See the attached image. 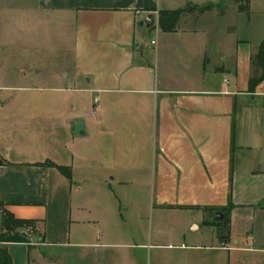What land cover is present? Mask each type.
<instances>
[{
	"label": "crops",
	"instance_id": "obj_1",
	"mask_svg": "<svg viewBox=\"0 0 264 264\" xmlns=\"http://www.w3.org/2000/svg\"><path fill=\"white\" fill-rule=\"evenodd\" d=\"M189 5L217 8L184 14L174 33L159 29L161 11ZM149 14L159 43L138 26ZM263 41L264 0H251L249 14L237 0H0V156L12 164L0 166V202L35 222L22 231L27 243L4 244L12 263L264 264V152L255 161L235 153L237 126L251 115L264 141V81L249 87ZM47 48L43 82L59 93L74 86L89 98L85 114L77 103L8 101L20 89L11 64ZM79 122L92 146L112 130L131 137L115 162L102 154L97 166L140 196L119 201L102 179L83 186L75 171L71 180L59 171L71 165L63 151L76 145ZM230 205L227 233L201 241L199 222L211 227ZM127 238L142 242L125 245L139 254L106 251Z\"/></svg>",
	"mask_w": 264,
	"mask_h": 264
},
{
	"label": "rangeland",
	"instance_id": "obj_2",
	"mask_svg": "<svg viewBox=\"0 0 264 264\" xmlns=\"http://www.w3.org/2000/svg\"><path fill=\"white\" fill-rule=\"evenodd\" d=\"M232 16L231 13L227 15V20L231 21ZM256 33V32H255ZM148 42L151 40H154L159 43L161 40L162 35L161 33L156 29L153 28L150 30L149 35L147 36ZM257 47V46H256ZM48 52L42 51V49H39V51L35 53H32V56L34 59H36V62L33 63V60H31V63H24L20 61L19 63H12L11 68V74L13 77L18 78L16 81L20 89L17 90H11L9 93H7V99L9 102H13L14 104H24L25 102H29L32 104L36 103H61V104H70V103H77L79 105L78 112L79 114H85L83 111V105L84 103H89V98L84 96L83 94H77L74 91V86L69 85L68 86V92L67 93H59L58 86L46 84L43 82V75L48 72V69L52 67V64H47L48 58H50L49 49H46ZM14 54L19 56L22 53L20 51H14ZM37 57V58H36ZM40 57V58H39ZM51 59V58H50ZM40 60V61H39ZM44 60V61H42ZM39 61V62H38ZM46 61V62H45ZM66 65V64H65ZM67 66H69L67 64ZM71 66V64H70ZM23 67V68H22ZM23 70L27 71V74H23ZM9 72H7L8 74ZM1 74V70H0ZM63 85H61L63 88L67 87L63 82ZM27 88V89H26ZM258 107L253 108V111L258 112ZM252 114V112H251ZM252 115L250 117H247V125L244 128H241L240 126H237V140L236 141V149L235 153L236 156L239 159H243L246 161H255L260 159L262 153L264 152V141L261 143V134L258 132L261 130L262 127H258V124L252 120ZM94 118H91L90 121L93 122ZM239 121V120H238ZM80 123V122H79ZM239 122H237L238 124ZM131 137L124 138L123 135H120L117 131H110L109 134L105 137L106 142L104 144H95L93 143V146L90 144V141L87 140V138L78 136L76 137V145L68 147L63 152L68 156V159L71 163L69 167L72 169V171L75 173L74 177L77 183L81 185H86L90 182H95L98 180H103L105 185H107V188H109L110 192L113 196H117L119 201H126V200H132L134 197L140 196V192L137 190H134V187L131 186L130 189H125L120 187L121 180L119 177V174L116 172H109V175H102L101 174V167L97 166L99 162H101V159L98 158L102 154H107V158L105 161H107L108 164H111L112 162H115L116 154L120 150L121 142L125 139L130 140ZM259 140H256V139ZM264 139V136H263ZM120 140V141H119ZM128 145H126L127 148ZM74 152L77 154L76 158L73 160V157H70L71 152ZM72 164H75V169L73 170ZM132 182H138L143 183L147 180V176L145 175H130L127 176ZM137 188V187H136ZM138 189V188H137ZM142 192V199H145ZM200 227L202 228L201 232H198L200 236L201 233H206L205 237L201 239V241H205V243H209L211 240L210 238H215L214 236L221 234L225 235L227 233V225L221 224V225H212L211 227H205L202 224V221L199 222ZM221 223V222H220ZM218 224V223H217ZM173 223L171 224V226ZM178 226L182 227V224L180 222L174 223V227L177 228ZM31 227H29L27 230H30ZM194 227L190 228V231L192 232ZM196 233V232H195ZM156 234V231H154V235ZM211 236V237H210ZM160 237V236H159ZM156 238V237H155ZM154 241H156L154 239ZM122 245H139L142 242L138 240H133L130 238H127L125 240L120 241ZM107 252L118 255V256H135L139 254L137 249H130L125 247L120 248H110L106 249ZM31 264H37L36 260L31 261Z\"/></svg>",
	"mask_w": 264,
	"mask_h": 264
},
{
	"label": "trees",
	"instance_id": "obj_3",
	"mask_svg": "<svg viewBox=\"0 0 264 264\" xmlns=\"http://www.w3.org/2000/svg\"><path fill=\"white\" fill-rule=\"evenodd\" d=\"M250 2L251 0H237L239 12L249 14ZM216 8L217 6L215 5L201 7L189 5L183 10L161 11L158 14V27L164 33H174L177 31L179 23L181 22L182 16L184 14H190L192 12L204 14ZM253 67L255 72L249 83V87L252 92L261 82L264 81V41L259 47L256 56L253 58ZM0 166H12V164L0 156ZM58 169L66 178L70 180L72 179L73 174L70 167H58ZM0 211L2 212L3 227V233L0 235V264H13L7 249L4 247V244L27 243L28 237L27 235L25 236V232L22 231L27 230L29 227H34L35 222L16 219L13 214L5 210V205L2 202H0ZM219 211L225 215V220L218 224L213 221H206V224L210 226L225 224L227 225L226 227L228 229L232 206L230 205L228 208L221 209ZM208 212L209 214H213L215 211L210 210Z\"/></svg>",
	"mask_w": 264,
	"mask_h": 264
},
{
	"label": "water",
	"instance_id": "obj_4",
	"mask_svg": "<svg viewBox=\"0 0 264 264\" xmlns=\"http://www.w3.org/2000/svg\"><path fill=\"white\" fill-rule=\"evenodd\" d=\"M140 28H146L147 30H151L157 26V18L155 14H149L145 21H142L138 24ZM75 135H85L83 132V125L79 123L75 128ZM225 220V215L221 212L217 213L215 222L220 223ZM26 236V234H25Z\"/></svg>",
	"mask_w": 264,
	"mask_h": 264
}]
</instances>
